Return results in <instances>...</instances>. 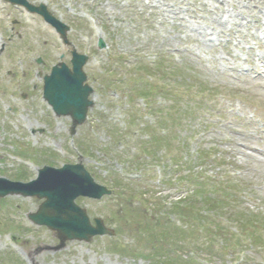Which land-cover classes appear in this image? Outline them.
I'll use <instances>...</instances> for the list:
<instances>
[{"label": "rangeland", "instance_id": "1", "mask_svg": "<svg viewBox=\"0 0 264 264\" xmlns=\"http://www.w3.org/2000/svg\"><path fill=\"white\" fill-rule=\"evenodd\" d=\"M28 1L44 3L69 26L68 43L40 15L23 20L19 9L0 0V36L5 45L0 52V175L20 179L19 169L26 167L20 180H28L35 172L25 161L34 167H57L80 160L113 193L98 200L78 196L75 201L90 218H102L115 234L97 235L89 242L69 240L54 249L55 232L26 217L41 199L7 196L0 199V264H236L241 257V264H264V68H259L264 56L259 67L253 58L264 48L257 47L252 35L264 37L259 21L264 17V0H249L247 6L240 0L245 8L241 14L237 5L229 9L235 0ZM156 1L172 12L171 18L152 6ZM226 10L227 22L212 20L213 11L221 15ZM92 20H97L96 26ZM99 37L103 48L96 46ZM72 47L89 56L84 70L94 88L87 120L73 133L71 119L54 115L42 98V75L58 61L70 64ZM38 57L43 63L36 61ZM158 59L168 67V81H179V70H172V65H181L180 74L194 75V86L202 91L184 103L199 102L192 115L187 113L166 128L163 135L174 140L159 143L153 157L144 149L148 135L141 128L154 118L140 107L151 98L139 97L130 88L141 81L168 87L153 69L137 67L154 66ZM153 94L155 105L168 106L162 92ZM180 140L185 146L179 154ZM141 172L145 180L137 183L117 176L131 178ZM196 177L206 189L241 182L235 192L228 189L236 197L228 194L219 214L198 206L220 235L210 243L203 224L198 225L200 230L189 228L198 224L193 216L186 223L172 212L179 196L194 193ZM213 195L217 204L221 192ZM164 201L174 205L166 207ZM143 206L152 211L145 212ZM242 211L260 217L248 216L249 222L242 224L238 220ZM211 223L206 221V226ZM176 228L184 234L178 236ZM167 229L161 239L158 234ZM251 237L256 241L252 243Z\"/></svg>", "mask_w": 264, "mask_h": 264}, {"label": "water", "instance_id": "2", "mask_svg": "<svg viewBox=\"0 0 264 264\" xmlns=\"http://www.w3.org/2000/svg\"><path fill=\"white\" fill-rule=\"evenodd\" d=\"M29 7L40 10L48 21L65 34L67 27L48 14L44 6ZM86 59L85 55H78L73 51V71L60 63V66L55 65L51 73L44 77V98L58 114H69L73 124L81 123L85 119L87 107L92 105V101L88 99L92 88L82 85L86 77L81 68ZM105 193L109 191L95 183L80 163L64 164L60 168L44 166L39 170L38 177L30 182L0 177V197L21 194L44 198L36 212L28 216L34 223L56 231L60 240L58 247L66 239L90 240L95 234H113L98 217L93 218L92 225L85 209L74 202L78 195L100 198Z\"/></svg>", "mask_w": 264, "mask_h": 264}, {"label": "trees", "instance_id": "3", "mask_svg": "<svg viewBox=\"0 0 264 264\" xmlns=\"http://www.w3.org/2000/svg\"><path fill=\"white\" fill-rule=\"evenodd\" d=\"M179 70L182 71L181 68H178ZM164 74L167 73L166 70L163 71ZM167 76V75H166ZM177 79H179V81H175L177 82L174 85H171L170 89L166 90V92H168L170 95L169 98L172 100V106L171 107H167L165 109H163L164 111V115L165 116H160V118L162 119L161 123H165L166 121H169L170 123H174L177 122V120H180L181 117L185 114L188 113V115H192L191 112H193V109L197 108V103H199L198 101H196V103L194 105H183V101L186 99V101L191 102V96H195L196 94L201 93L202 89L198 88V86H194L196 84V80L194 78V75H185V74H177L176 76ZM193 87H196V90H192ZM177 89H180V91H177ZM182 90V91H181ZM189 91H190V96H189ZM205 98V96L203 97ZM185 101V102H186ZM185 106V107H184ZM178 108V109H177ZM176 110V112L174 111ZM160 111V110H158ZM156 137L154 136L152 139H155ZM172 140V139H171ZM164 142L166 143V139L162 138V139H157L154 141V144H151L149 147L147 146V149H150L151 151H153L154 149L157 148L158 144ZM171 142V141H170ZM167 145V144H166ZM178 147L179 150L181 152V148H183L185 146V143L183 142V140L178 142ZM207 153V152H205ZM182 156H180L181 158ZM204 157V155H203ZM202 157V158H203ZM212 162V161H211ZM196 179H198L196 177ZM130 182H134V181H130ZM136 183L139 181H135ZM230 185H226V186H218L217 190L216 187L213 185L211 186L209 189H205L202 187H196L194 190V194L192 196H189L188 198H183L182 200H180V202L178 203V205H180L182 203L181 206L174 207L172 208V211H176L180 214L181 218L185 220L186 223H191V221H188L189 219L191 220V217L193 216L194 220H196L198 222L197 223H193L191 224V226L189 228H193L196 230H200L199 228V224H203L205 226V234L207 235V241L210 243V238H216L218 235V230L215 228L214 229V225L212 224L211 227H207L206 226V221L207 223H210V220L207 219L206 217H204L201 214V210L200 208H196V207H203L205 209H209L208 211H211L213 213H217L219 214V209L222 208L221 206L225 204V202H227V195L229 194L230 197L233 196V199L236 197V194L234 193L236 191L237 188H239V184H241V182H233ZM116 183H118L116 181ZM196 185H198V182H195ZM228 189H232V191H228ZM216 192H221V196L219 200H216L218 203H214V193ZM205 205V206H203ZM192 208H195L194 210ZM192 209V210H191ZM202 209V208H201ZM204 209V210H205ZM197 211V214L193 215L192 213L194 211ZM192 212V213H191ZM250 217L252 219H256L257 217H260L259 215H253L250 212H247V214H245L243 211L239 214L238 216V220L240 222H242V224H246L249 222ZM195 225V226H194ZM147 230H150V228H146ZM217 231V232H216ZM176 233L178 234V236H182L184 234V230L178 229L176 228ZM168 234V229L162 230L158 235L161 236V239ZM156 239H158V236L155 237ZM254 238H252V242H254L253 240Z\"/></svg>", "mask_w": 264, "mask_h": 264}, {"label": "bare ground", "instance_id": "4", "mask_svg": "<svg viewBox=\"0 0 264 264\" xmlns=\"http://www.w3.org/2000/svg\"><path fill=\"white\" fill-rule=\"evenodd\" d=\"M228 1H229V0H228ZM222 2H223V1H222ZM222 2H221V3H222ZM239 2H240V0H235L234 3H231V4H229V5H230L232 8H233V7L236 8V5H237V6L239 7V9H238V10H239V14H241V11L245 9V8H242V7H243V6H247V5L249 4V0H247V1H246V0H241L243 6H241ZM250 2H251V0H250ZM177 14H178V13H177ZM227 16H228V15H227ZM30 17H31V16H30ZM212 17H213V16H212ZM217 17H219V16L216 15V17L212 18V20H215V21L217 22ZM256 17H257V16H256ZM27 19H29V18H27ZM223 22H226V21L218 20V23H219V24H223ZM189 30H190V31H197V32L199 33V31H198L197 29L195 30V29H193V28H189ZM200 34H201V33H200ZM200 34H199V35H200Z\"/></svg>", "mask_w": 264, "mask_h": 264}]
</instances>
